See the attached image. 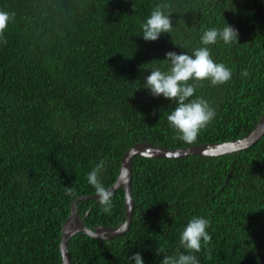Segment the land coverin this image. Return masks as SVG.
I'll use <instances>...</instances> for the list:
<instances>
[{
  "label": "trees",
  "instance_id": "1",
  "mask_svg": "<svg viewBox=\"0 0 264 264\" xmlns=\"http://www.w3.org/2000/svg\"><path fill=\"white\" fill-rule=\"evenodd\" d=\"M158 3L171 5L172 31L146 41L141 24ZM0 11L14 13L0 37V264H61L62 224L75 198L96 194L87 174L101 161L109 188L135 143L234 140L264 111L262 0H0ZM226 24L237 42L207 47L231 79L198 82L190 99L206 100L215 117L186 144L167 122L175 102L150 95L144 78L153 67L167 71L166 52L191 55L204 30ZM131 175L128 229L110 239L76 233L72 264H134L137 252L144 264H160L163 255L187 254L179 234L194 216L210 221L212 236L211 258L203 242L192 253L198 264H264V134L219 156H136ZM76 210L91 229L116 226L124 191L112 195L110 213L94 199Z\"/></svg>",
  "mask_w": 264,
  "mask_h": 264
},
{
  "label": "clouds",
  "instance_id": "2",
  "mask_svg": "<svg viewBox=\"0 0 264 264\" xmlns=\"http://www.w3.org/2000/svg\"><path fill=\"white\" fill-rule=\"evenodd\" d=\"M168 3H158L154 6L145 22L141 24L142 37L146 41H155L162 33H171L173 24L170 19L172 11ZM14 17V13L0 11V37L3 36L8 27V22ZM222 41L228 45L238 40V31L230 25H225L223 29L208 28L200 36L202 47L193 50L191 55L186 53L177 54L173 51L165 53L163 61L168 63L167 71H162L159 67H153L150 74L144 78V87L150 90V95L163 96L172 102L176 107L167 115V122L170 128L178 133L177 139L193 144L202 129H204L215 117V109L203 98L194 96L198 82L208 80L212 86L221 85L231 79V69L222 63H216L212 57L208 45ZM6 42V41H5ZM242 75L247 76L244 71ZM193 81V83H189ZM147 155V153H145ZM104 168V163H98L88 174L87 182L94 188L98 197V203L102 206L104 213H110L112 208V191L106 188L101 182L100 172ZM125 179V176H121ZM74 189L65 186L66 194H72ZM210 221L206 218L192 217L179 234V245L185 249L187 254L180 253L176 256L163 255L160 264H198V260L192 253H199L203 246L206 254L210 257V250L207 245L211 242L212 236L207 229ZM96 237V233L93 234ZM156 254L164 252V248L159 246L155 250ZM134 264H144L139 252L134 253L130 258Z\"/></svg>",
  "mask_w": 264,
  "mask_h": 264
},
{
  "label": "water",
  "instance_id": "3",
  "mask_svg": "<svg viewBox=\"0 0 264 264\" xmlns=\"http://www.w3.org/2000/svg\"><path fill=\"white\" fill-rule=\"evenodd\" d=\"M264 7V0H262ZM264 134V111L261 114L258 122L247 134L234 140L202 143L191 145L183 148L168 149L153 143L142 141L133 144L128 148L121 157L120 169L116 180L109 187L114 194L117 189L122 188L124 191L125 215L124 220L116 226L97 225L93 229L86 226L84 217H79L76 210V204L82 199H94L98 202L97 195H83L75 198L70 205V214L64 221L61 227L60 238V255L61 264H72L70 252L68 250V241L78 232H83L88 236L99 239H110L125 232L131 221L133 203L131 196V170L133 158L138 157H167L178 158L187 155H204V156H219L233 151L241 150L256 143ZM147 153V155H145ZM125 179H121V176ZM96 233V237H94Z\"/></svg>",
  "mask_w": 264,
  "mask_h": 264
}]
</instances>
